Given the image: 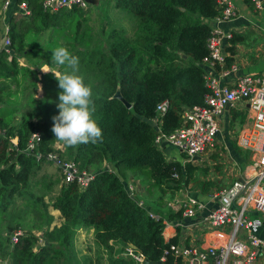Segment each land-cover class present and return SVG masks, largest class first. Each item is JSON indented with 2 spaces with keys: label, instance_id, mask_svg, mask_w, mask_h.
Segmentation results:
<instances>
[{
  "label": "trees",
  "instance_id": "trees-1",
  "mask_svg": "<svg viewBox=\"0 0 264 264\" xmlns=\"http://www.w3.org/2000/svg\"><path fill=\"white\" fill-rule=\"evenodd\" d=\"M25 1L29 15L9 12L6 18L10 60L0 50V82L18 72L22 82L20 91L12 93L0 84L1 103L19 99L0 112V264H79L72 250L78 229H92L94 245L107 251L106 259L96 257L91 264H143L122 254L127 244L146 261H157L176 239L163 240L162 223L148 210L154 212L162 194H173L202 169L166 160L153 141L180 126L183 107L203 103L207 88L200 62L206 54L208 21L219 9L213 0H116L115 7L131 16L128 30L102 21L90 43L85 17L101 9L99 0L85 9L73 6L55 13L43 11L41 0ZM243 1L251 6L250 0ZM227 50L233 52L232 47ZM14 55L27 62L16 63L14 69ZM42 65L49 71L37 77ZM36 83L42 90L39 96L33 94ZM115 90L129 108L112 97ZM161 101L166 106L156 131L149 119ZM231 114L238 112L232 109ZM33 131L39 134L36 151L41 155L58 140L62 158L92 170L85 188L60 183L56 167L47 162L55 168L49 174L44 160L24 151ZM128 176L138 179L147 195L152 190L159 195L138 206L126 192ZM210 184L205 180L199 188L204 192ZM44 196L58 213V224L50 225L52 216L38 208V202L45 206ZM30 213L38 223L28 224ZM162 215L178 216L169 210ZM24 225L26 231L20 230ZM14 230L21 233L10 244ZM81 260L90 263L89 258Z\"/></svg>",
  "mask_w": 264,
  "mask_h": 264
},
{
  "label": "built area",
  "instance_id": "built-area-1",
  "mask_svg": "<svg viewBox=\"0 0 264 264\" xmlns=\"http://www.w3.org/2000/svg\"><path fill=\"white\" fill-rule=\"evenodd\" d=\"M213 1L219 11L208 21L211 24L205 40L206 54L200 62L204 86L207 88L203 103L183 107L180 126L168 134L156 135L153 144L159 147L161 142H165L184 156L181 163L202 165L204 155L213 146L223 109L243 102L247 106L245 124L234 141L236 146L250 153L251 161L245 171L228 185L209 190L206 202L199 201L186 189L182 197L173 201L171 209L168 207L173 214L178 215L175 218L148 212L152 218L160 217L164 241L168 242L170 238L164 233L167 227L173 229V237L177 238L176 242H168L158 264H253L264 251V239L255 234L260 221L249 217L251 213H260L264 217V67L258 73L233 78L237 70L236 62L226 64L224 61V44L232 37V29L222 30L218 24L232 20L238 14L231 0ZM250 3L254 10L264 9L262 0H250ZM8 5L9 0L1 1L2 13ZM40 5L43 11L55 13L73 6L85 9L87 3L84 0H41ZM16 13L29 15L26 1H18ZM9 46L8 26L5 24L0 50L8 57ZM225 78L231 81L223 82ZM165 106V101L159 102L155 107L156 114L149 119L156 131L159 130L158 117L164 112ZM39 140V134L31 132L24 151L56 167L60 173V183L73 182L79 189L85 188L94 175L92 170L79 168L72 160L62 158L58 153L62 148L56 142L52 143V150L41 155L36 151ZM102 167L111 170V166L105 162ZM130 182L132 187L126 186V192L138 206H142L141 200L137 198V182L131 179ZM204 232L211 233V241L200 248L194 242L198 238L195 234ZM20 233L19 230L11 232V244L15 243ZM122 254L136 262L144 260L143 255L130 244L123 247Z\"/></svg>",
  "mask_w": 264,
  "mask_h": 264
},
{
  "label": "crops",
  "instance_id": "crops-1",
  "mask_svg": "<svg viewBox=\"0 0 264 264\" xmlns=\"http://www.w3.org/2000/svg\"><path fill=\"white\" fill-rule=\"evenodd\" d=\"M1 1L2 0H0V43L3 25L6 24L8 26L6 22L8 13L12 12V15H19L16 13L18 4V2H15L16 0H9V5L7 6L4 13L1 11ZM231 1L235 6L238 15L232 20L219 23L218 26L222 30L232 29V38H235L232 43L227 41L224 44L225 63H228L226 62L225 58H229V62L235 61L237 64V70L233 73V78H235L236 76H241L244 74L258 73L264 67V9L254 10L252 5L249 7L244 3L243 0ZM262 4L264 5V0H262ZM121 16L120 19H122ZM210 24L211 22H209V25ZM227 46L232 47V53L228 52ZM42 66H45L46 69H43L41 73L49 71V68L46 65ZM41 67H39V70ZM257 67H261V69L258 70ZM244 70L247 72H244ZM222 81L226 82L231 80L225 78L222 79ZM232 109L235 112H238V115H232ZM246 112L247 106L243 102H237L233 106L229 107L226 106L219 116V129L214 138L213 146L208 149V152H206L204 155L205 160L202 161V165H193L189 163L193 166L202 168L205 172V176L188 181L191 183V190L188 186L187 192L193 195L199 201L206 202L207 192L209 190L228 185L233 179L239 177L243 171H245L246 165L250 163V153L248 151L247 153L244 152L246 150L236 146L234 141L237 133L245 124ZM240 117H242V120L239 123L238 121ZM56 143H58L63 149L61 142ZM158 148L162 151L166 160L180 161L179 157H177V154H182L179 153L175 148L167 145L165 142H161ZM181 162L182 161L179 163L181 164ZM48 169H51L55 172V168L51 165L48 167ZM128 177H130L132 181L136 180L138 185V179L132 176ZM205 180H210L211 184L207 187L206 191L202 192L199 188V184ZM138 192H140V189L137 188V197L143 203L144 198L140 196H145L146 194L143 195ZM166 208L171 212L167 206ZM254 218H257L260 221L259 226L255 228V234L258 237L264 239V217L262 218L260 216H256ZM77 232H85L88 236L92 235V229H79ZM164 233L170 238L173 237V229L170 227H167ZM195 236L198 238L194 240V242L200 246V248H203L211 241V233H198L195 234ZM175 239L177 240L176 237ZM113 246H116L115 242H113ZM253 264H264V251L256 257V260Z\"/></svg>",
  "mask_w": 264,
  "mask_h": 264
},
{
  "label": "rangeland",
  "instance_id": "rangeland-1",
  "mask_svg": "<svg viewBox=\"0 0 264 264\" xmlns=\"http://www.w3.org/2000/svg\"><path fill=\"white\" fill-rule=\"evenodd\" d=\"M114 4H115V0H99L98 6H100L101 9L98 8V9L94 10L91 14H89L85 17L84 24L87 25V28L84 30V33L89 34V42L90 43H92L94 41L95 31H97L99 29L102 21H106L110 28L123 27V28H127V30H128V28H129L128 18L129 17L131 18V16L127 15V14H123L124 12L121 11L120 9L116 8L114 6ZM120 16L122 19H120ZM73 21H74V19H73ZM7 59L10 60L8 56H7ZM14 60H15V63H13L14 69L17 67L16 63H17V65H24L25 62H27L24 58H21V56H18V55H16V56L14 55ZM49 60L54 61V53H50ZM261 67H257V69L260 70ZM43 69H46L45 66H42L39 70L40 72H37V77H39V73H41ZM244 72H247V71L244 70ZM1 82L4 86L3 87L4 91L12 93L11 90H14L15 88L18 89V91H20L21 85H22L20 72H18L17 76H13V75L8 76V78L2 80ZM1 82H0V84H1ZM41 93H42V90H41L40 84L36 83V87L34 89L33 94L36 96H39ZM17 101L19 102V99L16 100L15 98H12V100L9 99L8 101H5L4 103L0 102L2 104V107L0 104V112L4 110V108H5L4 106H8L10 104L17 103ZM18 116L19 115H15V118L17 119ZM9 118L10 117L6 118V120ZM12 119H13V117H12ZM10 141L14 142L15 138H10ZM54 142H59V141L55 140ZM177 157H179L180 161H183V159H184L183 155L177 154ZM46 164H47V162H46ZM47 165L50 167L49 164H47ZM47 172L49 174H51L54 171L47 168ZM52 175H54V174H52ZM203 176H205V172L203 169L202 170H196V171H194V173L192 175V179H197V178H200ZM175 177H176V175H175ZM41 181L42 180H39V182H41ZM190 185H191L190 182H188L185 186H183V183H181L180 187H178L173 194H169V193L162 194L161 196H163V197L159 198V203H157L158 206H156L155 209H153L154 212L156 211V213L158 215H162V213H166L168 211L166 206L171 209V205L173 204V201L178 200L180 197H182L184 192L188 188V186H189V189L191 190ZM126 186H127V188L132 187V184L130 182V177L127 178V185ZM56 188H58V186H56ZM137 188L140 189V192H138V193H141L143 195L146 194L145 196H140V197H143L144 199H148V197H151V198L153 197L155 199V197H157V195H159L158 192H155L156 190L149 191L150 194L147 195V191L144 190V187L140 183H138ZM42 203H44L45 206H42V204L40 202H38V204L40 205V207H38V208L41 210V212L46 210V212L52 216L53 220H52L50 225L58 224L61 221V219L58 216V213H56V211L53 210L49 206L50 203H48V201H47V196H44V198L42 199ZM153 204L154 203L151 204V207ZM28 215H29V220H30L28 222V224H30V225L38 223V221L40 220L38 217H35V215H33L32 213H30ZM256 216H260L263 218V215L260 213L249 214L250 218H254ZM26 229H27V227H26V225H24L22 227V229H20V230L26 231ZM83 230H85V229H83ZM77 231H76V234H75V237L73 240L72 250L76 252V257L79 259V264H86V263H83L81 260V258H83V257L90 259L89 264H91L92 260H95L96 257H100L102 259V261L104 259H106L107 255H108L107 251L100 248V247L97 248L93 243V232H92L91 236H88L87 233H85V232L79 233ZM31 232L34 233L35 236H39V231L32 229ZM38 244H41V242L38 241ZM116 246L115 247L113 246V249H116Z\"/></svg>",
  "mask_w": 264,
  "mask_h": 264
},
{
  "label": "water",
  "instance_id": "water-1",
  "mask_svg": "<svg viewBox=\"0 0 264 264\" xmlns=\"http://www.w3.org/2000/svg\"><path fill=\"white\" fill-rule=\"evenodd\" d=\"M86 3L90 4V5H93L96 3L95 0H84ZM181 56L184 57L183 54H181ZM112 97L118 99L126 108H129V104L122 98V96L119 94V91L118 90H115V92L112 94ZM143 264H158L159 262L158 261H154V262H151V261H146V260H143L142 262Z\"/></svg>",
  "mask_w": 264,
  "mask_h": 264
},
{
  "label": "clouds",
  "instance_id": "clouds-1",
  "mask_svg": "<svg viewBox=\"0 0 264 264\" xmlns=\"http://www.w3.org/2000/svg\"><path fill=\"white\" fill-rule=\"evenodd\" d=\"M158 148V147H157ZM182 164V163H181ZM138 198V197H137ZM142 202V201H141ZM142 205H143V203H142ZM148 212H152V211H150V210H148ZM152 213H154V212H152ZM154 214H157V213H154ZM158 215V214H157ZM159 216H164V215H159ZM155 219V218H154ZM159 220H160V217L158 218ZM11 244V243H10ZM122 251H123V248H122ZM145 260V259H144ZM158 261V260H157ZM143 262V261H142Z\"/></svg>",
  "mask_w": 264,
  "mask_h": 264
}]
</instances>
